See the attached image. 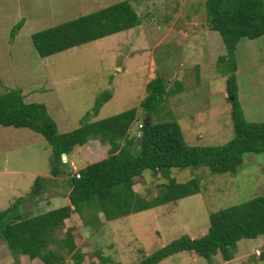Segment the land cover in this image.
<instances>
[{
  "label": "rangeland",
  "instance_id": "374dc122",
  "mask_svg": "<svg viewBox=\"0 0 264 264\" xmlns=\"http://www.w3.org/2000/svg\"><path fill=\"white\" fill-rule=\"evenodd\" d=\"M122 1L128 0H0V95L22 90L26 103L44 104L61 134L80 128L88 114V121L97 122L138 109L131 139L140 134L139 121L148 119L140 108L147 84L159 76L173 92L163 104L161 122L178 121L191 146H218L234 137L227 80L236 66L245 118L264 122V37L242 39L233 59L220 33L211 28L207 0H131L143 20L140 27L48 58L38 54L34 34ZM23 20V28L13 37V29ZM108 92L112 98L95 113L98 98ZM110 148V143L91 140L63 161L78 176L87 165L107 158ZM52 151L42 134L0 124V212L21 197L30 198L41 176L48 192L35 204L26 202V211L38 215L71 205V175L53 176ZM171 177L180 183L199 178L202 191L112 222L103 213L98 223L73 213L59 233L65 238L71 230L77 244L74 254L63 251L66 264H74L78 255L84 256L81 264H100L99 254L112 259L108 264H139L184 235L203 237L212 213L264 196V153L246 154L236 174L214 175L202 167L174 169ZM135 183L137 194L150 200L168 180L147 170ZM263 250L264 236L244 239L233 260L218 254L213 264H264ZM16 258L0 242V264H44L28 256ZM161 264L209 262L182 252Z\"/></svg>",
  "mask_w": 264,
  "mask_h": 264
},
{
  "label": "trees",
  "instance_id": "16d2710c",
  "mask_svg": "<svg viewBox=\"0 0 264 264\" xmlns=\"http://www.w3.org/2000/svg\"><path fill=\"white\" fill-rule=\"evenodd\" d=\"M130 1H122L34 34L33 42L38 54L41 58H48L140 27L143 20ZM205 5L211 28L220 33L232 56L242 39L264 37V0H207ZM24 24L25 21H21L11 35L15 37ZM231 71L227 91L233 106L234 137L218 146H191L178 121L161 122L163 104L173 92L159 76L147 84V96L140 108L148 119L139 121L142 126L140 134L131 139L128 137L132 125L138 121V109L97 122L88 121V114L80 128L61 134L44 104L26 103L22 90L1 94L0 124L3 127L32 129L46 138L53 149V176L71 175L68 196L71 205L38 215L26 211V202L30 200L35 204L39 196L48 192L47 180L43 176L38 177L30 198L21 197L0 212V242L5 243L15 257L41 259L44 264H66L63 251L74 254L77 244L71 230L67 231L65 238L59 233L73 213L78 212L94 223L101 221L99 214L103 213L105 219L112 222L201 193L199 178L180 183L171 177L174 169L198 170L205 167L214 175L236 174L246 154L264 153V122L251 123L245 118L239 100L236 66ZM111 98L109 92L102 94L94 108L95 113ZM96 139L111 144L109 156L81 169L80 177L72 175L69 164L64 163L63 158ZM147 170L168 180V183L162 184V192L150 200L141 198L134 190L135 180ZM261 236H264V196L212 213L206 235L200 238L184 235L139 264H161L182 252L203 257L209 264H213L218 254L231 261L242 240ZM99 257L100 264L112 261L101 254ZM83 259L82 255L76 256L74 264H81ZM260 260L264 262V250Z\"/></svg>",
  "mask_w": 264,
  "mask_h": 264
},
{
  "label": "crops",
  "instance_id": "0c3cea01",
  "mask_svg": "<svg viewBox=\"0 0 264 264\" xmlns=\"http://www.w3.org/2000/svg\"><path fill=\"white\" fill-rule=\"evenodd\" d=\"M86 146V145H85ZM85 146H83L84 147V149H85ZM7 171V169H5V171L4 172H6Z\"/></svg>",
  "mask_w": 264,
  "mask_h": 264
},
{
  "label": "built area",
  "instance_id": "2783aa9c",
  "mask_svg": "<svg viewBox=\"0 0 264 264\" xmlns=\"http://www.w3.org/2000/svg\"><path fill=\"white\" fill-rule=\"evenodd\" d=\"M140 127H142V126H140ZM78 177H80L79 173H78Z\"/></svg>",
  "mask_w": 264,
  "mask_h": 264
}]
</instances>
